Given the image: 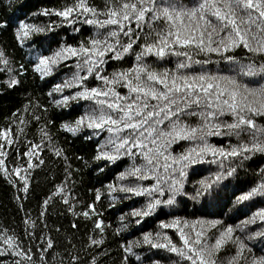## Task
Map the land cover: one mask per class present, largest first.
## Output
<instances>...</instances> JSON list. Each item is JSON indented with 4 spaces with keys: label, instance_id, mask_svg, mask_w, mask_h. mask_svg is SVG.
Masks as SVG:
<instances>
[{
    "label": "trees",
    "instance_id": "obj_1",
    "mask_svg": "<svg viewBox=\"0 0 264 264\" xmlns=\"http://www.w3.org/2000/svg\"><path fill=\"white\" fill-rule=\"evenodd\" d=\"M200 2L202 0H180L188 8ZM74 3L75 0H0V51L4 53V57L0 59L8 61L7 64L0 63V129L10 128L13 140L9 145L0 138V144L4 146L2 151L6 153L0 159H4V167L7 169V174L0 169V234L5 238L12 236L18 245L15 249L9 248L0 239V264H92L93 260L95 264H156L157 261L159 264H190L181 260L176 253L135 242L141 241L145 232L159 231L166 232L179 246L181 241L177 230L160 227V221L169 222L174 217L189 222L198 219L221 221L215 228L207 230L209 243L214 242L220 231L227 226L237 227L242 221L248 220L253 213L264 208V195L241 202H237V197L264 181V153L250 152L245 154L247 158L241 156L225 161L223 170L229 167L235 169L232 175H226L214 185L210 193L193 199L201 179L222 171L221 165L213 163L212 157L208 156L204 161L189 166L184 191L177 195L175 204L162 205L142 219L132 216L133 209H141L147 197L119 191L120 185L139 184L147 187L155 182L154 177L147 180L135 177L119 179L120 173L134 164L143 163L139 151L133 149L135 155L121 154L115 161L96 159L99 151L112 150L108 143L113 137L112 133L107 129L87 127L73 133L62 127V124L75 122L93 105L92 101L84 99L70 100L67 105L55 103L63 95L71 96L79 90L73 87L56 92L54 86L62 85L79 71L76 65L80 58L70 57L61 61L53 67L50 75L44 77L34 69L39 56H51L62 46L79 47L81 43L88 45L91 39H103L116 27L99 28L98 25L85 22L92 18L102 21L105 19L102 14L97 17L86 14L73 23H68L54 11L63 10ZM87 3L102 12L109 0H87ZM45 10H48V14H45ZM210 18L219 31V23L214 17ZM21 22L43 28L44 31L33 32L21 43L17 39ZM125 24L127 31L128 22ZM130 26L139 38L131 37L135 40L132 49L119 59L114 58V53L106 55L102 75L111 76L115 72L132 68L137 63L136 54L146 43L145 36L148 35L150 26L155 27L142 22L137 29L134 20ZM160 27H164V24L161 23ZM119 39L121 44H127L129 36L121 33ZM178 52H187L191 60L178 55ZM227 56L234 57V60L225 59ZM142 59L157 72L176 71L178 64L185 63L187 67L179 72L190 76H236L241 72L242 65L254 62L258 67L264 64V54L253 53L242 45L223 54L176 46L163 57L152 53ZM205 60L208 63H203ZM13 79L19 83L11 85ZM238 79L252 88L264 86V73L251 77L240 76ZM85 84L89 88L103 87V81L94 74L87 77ZM115 90L122 97L129 94V89L123 82L116 85ZM201 110L202 107L193 106L190 112L198 113ZM250 116L258 126L264 125V115ZM183 119L192 126L201 120L199 115H185ZM219 120L231 123L234 117L225 113ZM44 132L47 133L46 136ZM250 140L248 135L208 137L210 143L226 149ZM192 143L178 139L171 144L169 150L174 155L179 154L191 147ZM33 145H39V148H33ZM29 150L34 153L31 159L34 167L28 166L26 153ZM57 150L61 153L59 156L56 155ZM17 167L21 168L20 175L14 172ZM20 176L27 177V191H24L25 181ZM113 185L116 186L115 190L110 188ZM57 186L63 188L62 193H57ZM97 191L100 193V200H96ZM45 200H48L47 205ZM89 205L94 206V212ZM85 211L89 212L88 216L83 215ZM137 220L140 222L137 223ZM97 221H102L103 232L96 228ZM234 236L246 245L244 258L239 260V264H252L254 259L264 257V222L257 219L254 224L239 227ZM90 238L102 240L103 243L93 245ZM49 239L53 242L51 248L47 244ZM128 242H133L132 253L124 251ZM237 248L238 243H227L216 254V264H228L236 255ZM21 251L27 253V256L19 255ZM73 256L79 259L74 261ZM126 256L127 261L124 260Z\"/></svg>",
    "mask_w": 264,
    "mask_h": 264
},
{
    "label": "snow or ice",
    "instance_id": "obj_2",
    "mask_svg": "<svg viewBox=\"0 0 264 264\" xmlns=\"http://www.w3.org/2000/svg\"><path fill=\"white\" fill-rule=\"evenodd\" d=\"M54 11L68 23H73L75 19L86 14L92 17L102 14L105 16L102 21L92 18L86 19L85 22L98 25L99 28L116 26L103 39L93 38L88 45L81 43L79 47L62 46L51 56H39L34 69L41 74V77H44L50 75L53 67L61 61L70 57L80 58L76 65L79 71L62 85L54 86L56 92H63L64 89L73 87L79 90L71 96L63 95L55 103L67 105L70 100L84 99L92 101L93 105L75 122L62 124V127L73 133L78 132L82 127L107 129L109 133H112L113 137L108 141L112 150L99 151L96 159L115 161L121 154L135 155L133 149L139 151L143 163L134 164L125 172L120 173L119 179L135 177L138 180H147L149 177H154L155 182L147 187L139 184L120 185L119 191L147 197L141 209H133L132 216L142 219L150 216L162 205L175 204L177 195L184 191V181L189 166L204 161L208 156L212 157L213 163L218 162L221 165L222 171L201 179L198 182L200 187L193 199L210 193L214 185L226 175H232L235 169L229 167L223 170L225 161L245 156L250 152L264 153V125L258 126L250 116V114L264 115V86L252 88L247 84H242L238 79L240 76L251 77L257 73H264V64L258 67L254 62L242 65L241 72L236 76L210 74L190 76L179 72L180 69L187 67L185 63L178 64L176 71L157 72L142 59L152 53L163 57L173 51L176 46L193 47L205 53L223 54L231 48L242 45L253 53L264 54V0H202L191 8L183 6L180 0H109L102 12L89 6L87 0H75L74 4L68 5L63 10ZM45 14H48V10H45ZM210 17H214L219 23V31ZM133 20L136 22L137 29L140 28L142 22L155 25V27L150 26L148 35L145 36L146 43L136 54L137 63L132 68L115 72L111 76L102 75L101 69L105 63V56L114 53V58L119 59L132 49L135 40L131 37L139 38L130 26ZM125 22L129 25L127 31H125ZM161 23L164 27H160ZM43 31V28L21 22L17 31V39L23 43L24 39L33 32ZM121 33L129 36L127 44H121L119 39ZM221 33L225 35L221 36ZM177 54L184 55L191 60L187 52ZM3 57L4 53L0 51V58ZM225 59L233 61L234 57L227 56ZM0 63L7 64L8 61L0 59ZM196 63L201 62L196 61ZM203 63L206 64L208 61L205 60ZM93 74L103 81V87L89 88L85 84L87 77ZM122 82L129 89L128 96L122 97L115 90V86ZM17 83L19 81L16 79L10 82L11 85ZM157 85L163 87L160 88ZM133 94H135L134 98ZM193 106L202 107L203 110L192 113L190 109ZM225 113H230L234 117L231 123L219 120V117ZM185 115H199L200 123L195 126L188 124L183 119ZM36 119L38 120L39 117ZM41 131L43 132V129ZM10 133V128L0 129V138H3L9 145L13 143ZM43 134L47 135L46 132ZM221 135H235L236 137L248 135L251 140L247 143L231 145L227 149L208 141L210 136ZM178 139L189 140L193 143L184 152L174 155L169 149L171 144ZM3 147L0 144V157L6 155L2 151ZM32 147L38 149L39 145ZM60 154L57 150L56 155ZM26 155L29 159L28 166L34 167L31 164L34 153L29 150ZM4 165V159H0V169L7 174ZM14 172L20 175L21 168H15ZM20 179L25 181L24 191H27V177L20 176ZM115 187L110 186L112 190H115ZM56 191L62 193L63 188L57 186ZM257 195H264V181L242 193L237 197V202L250 200ZM96 200H100L99 191H97ZM67 202L65 198V203ZM44 203L47 205L48 200ZM89 208L94 212L93 205H89ZM83 215L88 216L89 212L85 211ZM257 219L264 222V208L253 213L248 220L242 221L237 227L227 226L220 231L214 242L209 243L207 230L215 228L222 223L221 221L198 219L189 222L180 217H174L169 222L160 221V227L176 229L181 241L179 246L166 232L159 231L145 232L142 240L135 243H143L154 249L176 253L181 260L190 262V264H216L215 256L221 248L229 242H236L238 243L236 255L228 261V264H239V260L244 258L246 245L235 237L234 233L237 228L254 224ZM139 222L137 220V223ZM96 228L103 232L102 221L96 222ZM0 239H3V244L9 248L18 247L12 236L5 238L0 234ZM102 243V240L91 239L93 245ZM47 244L51 248L52 240L49 239ZM124 251L132 253L133 242H128ZM18 254L27 256V253L23 251ZM72 259L75 261L79 258L73 256ZM127 259V256L124 257L125 261ZM92 264H95V260ZM156 264H159V261ZM252 264H264V257L254 259Z\"/></svg>",
    "mask_w": 264,
    "mask_h": 264
}]
</instances>
